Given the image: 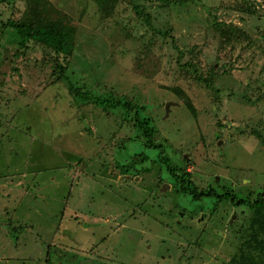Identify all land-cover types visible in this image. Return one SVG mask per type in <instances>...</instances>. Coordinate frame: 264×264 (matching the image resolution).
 Returning <instances> with one entry per match:
<instances>
[{"label": "rangeland", "instance_id": "rangeland-1", "mask_svg": "<svg viewBox=\"0 0 264 264\" xmlns=\"http://www.w3.org/2000/svg\"><path fill=\"white\" fill-rule=\"evenodd\" d=\"M35 5L75 28L64 72L6 28ZM145 5L151 25L129 0L111 13L97 0H0V264H264L254 212L236 204L264 191V0ZM210 75L219 94L197 78ZM137 112L199 189L236 203L180 195ZM26 199L29 219L13 213Z\"/></svg>", "mask_w": 264, "mask_h": 264}, {"label": "trees", "instance_id": "trees-1", "mask_svg": "<svg viewBox=\"0 0 264 264\" xmlns=\"http://www.w3.org/2000/svg\"><path fill=\"white\" fill-rule=\"evenodd\" d=\"M97 1L102 10L111 13L118 0ZM150 1L151 0H129L139 18L142 19V21L147 22L148 25H151V16L147 13L145 3ZM6 28H8V31L12 34L13 38L19 41L21 47H25L29 43H35L50 50L56 56L55 66L60 69L63 68L62 72H64V67L60 63L61 58L65 60L64 58L70 57L76 49L75 28L65 22L47 18L39 5L31 7L29 13L20 21H9ZM236 31L239 32L238 30ZM221 32L226 36L227 42H230L234 38V32L232 31L221 29ZM158 33L163 34L164 36H170L169 31H158ZM176 48L178 47L176 46ZM197 78L205 83L207 88H210L212 91L219 94V91L214 89L213 75L206 78L198 76ZM69 90L75 96L81 97L82 101H87L88 103L93 102L97 106L105 108V110H108L109 108L123 107L127 110V113H136L137 107L130 103H116L112 98L105 100L104 97L92 95L90 92L85 91V89L75 85H70ZM187 106L195 111L191 104L188 103ZM138 114L139 112H137L136 115L137 126H139V129L143 132L146 139V141H143L144 147L146 149L159 151L157 158L161 165L166 169V175L176 185L177 192L180 195L189 197L195 203L200 204H206L208 201H212L216 205L224 200H231L233 204L236 203L233 198H230L229 194L219 197L216 194L217 192L212 189H199V187L193 183L191 180V174L187 171L185 164L188 162V159L184 158V164L179 165V163H176L171 157L169 158V156L164 153V146L154 142L153 137L155 132L153 127L147 122L144 123L143 121H140L138 119ZM138 138L140 139V137ZM259 195L261 196L256 202L245 203L244 201H239L236 203L238 206L245 205L254 212L251 221V227L253 230L251 238H253V241L255 242H257V238L260 237L259 235L264 234V191Z\"/></svg>", "mask_w": 264, "mask_h": 264}, {"label": "crops", "instance_id": "crops-1", "mask_svg": "<svg viewBox=\"0 0 264 264\" xmlns=\"http://www.w3.org/2000/svg\"><path fill=\"white\" fill-rule=\"evenodd\" d=\"M32 195H38L36 192H34ZM37 200H28V199H26V200H23L22 202H19V203H17L14 207H13V213L16 215L17 214V212L18 211H21L22 212V218H26L25 217V214L27 213L28 214V218L27 219H29V215H30V213H32V212H34V211H38V208H37V206H35V207H33L34 205H36L37 203ZM0 205H1V202H0ZM25 220H18V222L19 223H25V224H27L26 222H24ZM0 223H6V221H1ZM29 224V227H28V229H30V230H32V229H34L35 228V226L32 224V223H28ZM31 226H32V228H31ZM5 226H0V231H1V228H4ZM27 229V230H28ZM22 233H25V231L24 232H22ZM1 235V234H0Z\"/></svg>", "mask_w": 264, "mask_h": 264}, {"label": "water", "instance_id": "water-1", "mask_svg": "<svg viewBox=\"0 0 264 264\" xmlns=\"http://www.w3.org/2000/svg\"><path fill=\"white\" fill-rule=\"evenodd\" d=\"M169 110H170V107L169 105H167L166 111L169 112Z\"/></svg>", "mask_w": 264, "mask_h": 264}]
</instances>
